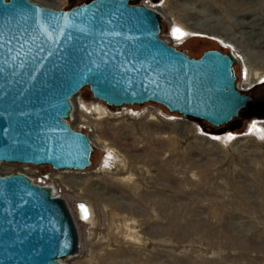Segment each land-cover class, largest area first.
<instances>
[{
    "label": "rangeland",
    "instance_id": "obj_1",
    "mask_svg": "<svg viewBox=\"0 0 264 264\" xmlns=\"http://www.w3.org/2000/svg\"><path fill=\"white\" fill-rule=\"evenodd\" d=\"M134 3L158 9L161 36L191 56L235 54L238 86L252 101L216 127L156 103L116 108L86 86L68 121L90 135L93 165L3 163L0 172H24L65 200L79 235L67 264H264V0ZM193 24L203 32L172 35Z\"/></svg>",
    "mask_w": 264,
    "mask_h": 264
},
{
    "label": "water",
    "instance_id": "obj_2",
    "mask_svg": "<svg viewBox=\"0 0 264 264\" xmlns=\"http://www.w3.org/2000/svg\"><path fill=\"white\" fill-rule=\"evenodd\" d=\"M134 1L0 0V166L91 167L90 135L68 121L86 86L116 108L156 103L216 127L240 116L253 96L238 86L236 56H191L161 36L158 9ZM78 245L62 197L26 173L0 172V264H67Z\"/></svg>",
    "mask_w": 264,
    "mask_h": 264
},
{
    "label": "bare ground",
    "instance_id": "obj_3",
    "mask_svg": "<svg viewBox=\"0 0 264 264\" xmlns=\"http://www.w3.org/2000/svg\"><path fill=\"white\" fill-rule=\"evenodd\" d=\"M201 25L200 24H193V25H191V26H189V27H187V28H185V26H184V28H182V27H176L175 29H178L179 31H175L174 33H172V35L173 36H179V37H182L181 35H183V37H184V34H185V32H187V33H191V34H200V33H202L203 31L201 30ZM204 29V28H203ZM188 30H190V31H188ZM235 55V54H234ZM247 63V62H246ZM249 65V64H248ZM250 67V66H249ZM247 68H248V66H247ZM251 69V68H250ZM253 77H254V74H253ZM253 81H255V80H253ZM250 84L252 83V79H251V77H250V82H249ZM260 126V125H259ZM261 129H263L262 127H261ZM210 135H208V138H212L213 140H215V141H218V140H220V141H222L223 140V142H224V140H226L225 138H226V136H223V137H219V138H213V137H209ZM211 139V140H212ZM227 140H228V138H227ZM226 142V141H225ZM79 209V208H78ZM79 213L81 214L82 213V211H81V208L79 209ZM81 218V217H80Z\"/></svg>",
    "mask_w": 264,
    "mask_h": 264
},
{
    "label": "trees",
    "instance_id": "obj_4",
    "mask_svg": "<svg viewBox=\"0 0 264 264\" xmlns=\"http://www.w3.org/2000/svg\"><path fill=\"white\" fill-rule=\"evenodd\" d=\"M89 1H91V0H85V1H82V2H89ZM82 2H80V3H82ZM80 3H77V4H80ZM77 4H74V5H77ZM74 5H72V6H74ZM72 6H70V7H72ZM70 7H69V8H70ZM193 57H194V56H193ZM199 57H200V56H199ZM197 58H198V57H197ZM241 112H242V110H241ZM241 112H240V113H241Z\"/></svg>",
    "mask_w": 264,
    "mask_h": 264
},
{
    "label": "built area",
    "instance_id": "obj_5",
    "mask_svg": "<svg viewBox=\"0 0 264 264\" xmlns=\"http://www.w3.org/2000/svg\"><path fill=\"white\" fill-rule=\"evenodd\" d=\"M18 172H20V171H18ZM13 173V172H12ZM24 173V172H23ZM36 183H38V184H40V185H44V186H48L49 187V185H47V184H45V183H39V182H36ZM54 192V191H53ZM55 193V192H54ZM56 194V193H55ZM57 195V194H56Z\"/></svg>",
    "mask_w": 264,
    "mask_h": 264
},
{
    "label": "snow or ice",
    "instance_id": "obj_6",
    "mask_svg": "<svg viewBox=\"0 0 264 264\" xmlns=\"http://www.w3.org/2000/svg\"><path fill=\"white\" fill-rule=\"evenodd\" d=\"M174 31H179L178 29H174ZM231 139V137H229ZM81 208H83V206H81Z\"/></svg>",
    "mask_w": 264,
    "mask_h": 264
}]
</instances>
